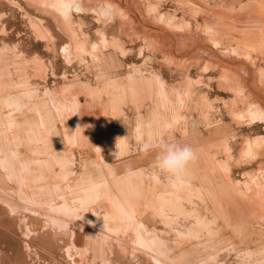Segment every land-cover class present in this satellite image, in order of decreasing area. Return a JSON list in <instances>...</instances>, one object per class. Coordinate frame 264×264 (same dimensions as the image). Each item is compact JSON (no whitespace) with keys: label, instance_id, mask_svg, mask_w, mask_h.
I'll return each mask as SVG.
<instances>
[{"label":"rangeland","instance_id":"1","mask_svg":"<svg viewBox=\"0 0 264 264\" xmlns=\"http://www.w3.org/2000/svg\"><path fill=\"white\" fill-rule=\"evenodd\" d=\"M54 3L0 0V264H264V0Z\"/></svg>","mask_w":264,"mask_h":264},{"label":"clouds","instance_id":"2","mask_svg":"<svg viewBox=\"0 0 264 264\" xmlns=\"http://www.w3.org/2000/svg\"><path fill=\"white\" fill-rule=\"evenodd\" d=\"M101 15L105 23L116 18L115 11L110 6H102ZM140 150L145 153L155 151L157 168L170 178L173 186L184 182L189 166L197 159V152L192 146L176 141L159 143L146 141L140 146Z\"/></svg>","mask_w":264,"mask_h":264},{"label":"bare ground","instance_id":"3","mask_svg":"<svg viewBox=\"0 0 264 264\" xmlns=\"http://www.w3.org/2000/svg\"><path fill=\"white\" fill-rule=\"evenodd\" d=\"M55 3L53 4L52 7H55L57 8L58 7H67L68 5H70L72 3L73 0H53ZM249 116L252 117V118H257L258 116H261L262 114L260 113V111L258 109H256L255 107H251L249 109V112H248ZM33 130V129H32ZM18 135V134H15V136ZM257 142V141H256ZM252 144V143H250ZM129 175V174H128ZM129 178V179H128ZM127 177H123V178H119L120 182H126V181H130V184L131 186H134L137 190H138V193L139 194H142V198H145L144 194L146 193L144 191V189L141 188V185L139 183L138 180H131L132 179V175L130 174L129 176ZM187 184H188V189H189V179L186 181ZM34 184H36V181L34 180L33 181ZM221 182H218V185L220 184ZM222 184L223 182L218 186L217 185V188H221L222 187ZM167 198L165 197H162V200L165 202ZM153 204H151V206H153L156 210L160 211V213H164L163 209L160 207V204L156 198V195L154 196L153 200H152ZM146 206H143L144 208L147 207L149 205V203H145ZM156 205H159V206H156ZM163 206V205H162ZM218 209L220 210H225V208H223L222 206H218ZM197 221L198 222H201L202 219L200 218H197Z\"/></svg>","mask_w":264,"mask_h":264}]
</instances>
